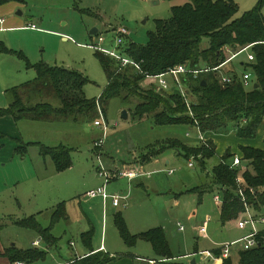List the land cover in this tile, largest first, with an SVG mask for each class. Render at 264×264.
<instances>
[{
	"label": "rangeland",
	"instance_id": "obj_1",
	"mask_svg": "<svg viewBox=\"0 0 264 264\" xmlns=\"http://www.w3.org/2000/svg\"><path fill=\"white\" fill-rule=\"evenodd\" d=\"M234 1L239 6L237 18L252 10L260 2V0ZM187 2L188 0H26L23 4L26 5V9L20 10L23 17L19 18L22 19L24 26L34 24L35 29L2 34L0 40L8 48L22 51L32 64L44 63L83 73L89 79L84 87V93L88 99L96 101L102 96L109 79L97 57V52L100 51L91 49L90 46H97L99 38L103 36L105 41L101 44L102 47L115 49L117 47L115 32L125 27L129 31V38L125 39L126 44L120 47V51L125 58L136 62L125 53L127 44L147 45L150 33L156 31V21L169 20L172 17V8L183 6ZM94 28L98 29L97 35H91ZM207 46L208 41L204 40L202 48L205 49ZM237 51L230 46L221 50L225 61ZM250 54V50L240 54L235 60L223 66L219 75L227 74L232 78L237 75L242 78L245 73H249L243 63H250L248 60ZM180 65L191 66V63ZM200 66L202 67L199 69H205L209 68L210 64L201 61ZM0 68V94L5 100L8 99L7 89L32 80L36 76L34 69H28L25 62L16 56L0 58ZM120 68H123L122 64ZM136 71L141 73L139 69ZM147 76L142 82V87L144 89L153 87L160 92L159 85ZM133 109L134 104L131 102L120 98L112 99L107 106L106 114L98 113L97 117L98 120L105 119L109 128L106 132L103 128L95 126L97 119L80 125L72 122L23 123L27 126L32 124L29 132L32 131L36 135L34 137L44 140L46 145L57 147L62 144L68 147L72 160V167L57 172L51 158L43 160L37 147L22 143L19 149L30 150L31 158L35 159L40 167V162H43V167L40 168L42 178L33 185L37 188L36 192L27 201L22 200L21 211L26 213L23 217L43 211L37 215L38 221L43 227H49L51 218L49 210L64 202L69 218L61 220L54 227L52 234L56 238L55 243L48 244L49 242L35 231L17 226L6 229L5 237H12L13 243L23 249H28L34 237L41 244L37 248L48 251L46 264L70 261L75 252L85 250L82 236L88 233L92 234L91 246L95 250L101 243L105 244L103 240L105 236L108 250L127 249L144 259L147 258V261L158 260L147 241L138 240L131 249L126 247L115 222V216L122 213L133 234L152 228H162L168 235L171 252L176 257L173 263L192 264L195 261L196 264H212L209 260L204 262L199 255L249 235L252 232L250 226L246 230H240L236 226L245 213H240L238 218L233 220L234 223L224 224L221 221L220 208L214 201L221 188L213 183V169L220 162L219 155L226 151L231 153L233 157L229 163H232L234 157L241 155L242 158L240 145L248 141L238 138L237 130L233 128L203 133L205 137L206 134L214 136L210 140L214 142L217 154L202 166L197 159H187L183 152H179L173 146L175 140L191 146L202 145L196 129L181 125L159 126L153 119L139 120L134 118ZM124 112L128 114L127 119L123 116ZM261 128H264V125ZM261 128L256 138L251 139L254 147H249L257 149L258 146L259 149H264V132ZM187 132L190 133L188 137ZM104 137V144L97 146L96 144ZM158 156L160 157L157 160L149 163ZM99 159L111 172L131 171L137 169L136 167L140 169L142 166L136 164L139 162L141 165L144 164L140 177L133 181L126 178L113 179L114 181L112 180L106 187V193L110 196H127L128 207L114 208L109 201L104 208L102 197L95 199L88 197L89 191L97 190L98 187L103 188L105 183L98 175ZM135 159L139 162H134ZM246 167L247 163L244 162L238 176H242ZM170 170L174 173L169 174ZM248 208L252 217L264 216V206L259 211H254L249 205ZM208 218L210 222L207 226V238H202L200 229ZM179 225H183L185 230L180 231ZM256 226L259 231H264L263 224L257 223ZM243 245L244 243H239L232 247L230 255L233 264H240L239 252L243 250ZM100 253L108 256L107 253ZM195 253L198 255L194 256ZM80 260L82 259H77L71 264Z\"/></svg>",
	"mask_w": 264,
	"mask_h": 264
},
{
	"label": "trees",
	"instance_id": "obj_2",
	"mask_svg": "<svg viewBox=\"0 0 264 264\" xmlns=\"http://www.w3.org/2000/svg\"><path fill=\"white\" fill-rule=\"evenodd\" d=\"M11 2L25 4L26 0H0V6ZM263 8L264 0H260L252 10L237 18L239 6L234 0H188L183 6L173 7L169 20L156 21V31L150 33L147 45L128 43V48L125 47V53L140 64L141 73L131 65L121 69L117 60L97 52L109 81L96 101L88 99L84 93L89 79L83 73L44 63L31 65L23 53L3 47L4 52L21 58L27 68L34 69L36 78L7 90L10 105L0 108V118L11 116L15 121L80 125L98 120L100 113L106 114L110 101L120 98L134 104L133 116L139 120L153 119L159 126H187L199 134L233 128L237 130L238 138L255 139L264 125ZM204 40L208 41L205 49L202 48ZM229 46L238 51L251 46L254 61L243 65L252 74L253 85L249 89L244 86L243 77L237 75L231 84L222 88L217 70L203 73L197 79L190 77L184 85L187 99L157 92L153 87H142L147 75H160L171 67L188 62L192 68L202 67V61L210 64V69H215L225 61L221 50ZM201 142L202 145L191 146L175 140L173 146L187 159L195 158L204 166L217 153L213 141ZM27 145L37 147L42 157L51 158L57 172L72 167L70 149L62 144L57 147L38 142ZM240 151L242 163H247L242 174L245 199L250 208L259 211L264 206V149L242 146ZM17 153L24 156L26 151L18 148ZM232 157L226 152L213 169V183L221 188L223 197L220 214L224 224L237 219L246 210L237 183L240 167H232L234 160L229 163ZM64 219H67V210L63 202L53 209L49 227H43L37 215L13 222L23 229L35 231L50 244L56 242L52 234L54 227ZM115 222L127 246L133 247L138 240H144L151 244L160 259H173L169 240L162 228L133 235L120 213ZM82 237L87 247H91L92 234H83ZM257 239L256 248L239 252L240 264H264V231H260ZM214 253L221 256L220 250L216 249ZM46 254L39 249L19 250L16 247L7 251L12 263H34L44 260ZM118 258L98 252L75 264H109ZM222 264H233L231 256L223 259Z\"/></svg>",
	"mask_w": 264,
	"mask_h": 264
},
{
	"label": "crops",
	"instance_id": "obj_3",
	"mask_svg": "<svg viewBox=\"0 0 264 264\" xmlns=\"http://www.w3.org/2000/svg\"><path fill=\"white\" fill-rule=\"evenodd\" d=\"M24 9H26V5L16 3V2H11V3L5 4L3 6H0V19H4V23L0 24V37L2 34L17 32V31L22 30V29H33V28H31V26H35L34 24H30L28 27H26L23 25L22 19L19 18L20 16L23 17V13L20 10L23 11ZM3 47H5L6 49H9V50L17 51V50L8 48L0 40V58L5 59V57H14L15 56V55L8 54V53L4 52L2 49ZM17 52H19V51H17ZM20 52L22 53V51H20ZM27 59H28V57H27ZM20 60H22V59L20 58ZM29 63H30V61H29ZM30 64L36 65L38 63H36V64L30 63ZM26 67H27V65H26ZM28 69H32V68H28ZM35 74H36V71H35ZM35 78H36V76H35ZM0 80H1V68H0ZM29 81H31V80H29ZM26 82H28V81H26ZM26 82H23V83H26ZM23 83H21V84H23ZM21 84H19V85H21ZM16 86H18V85H15L13 87H16ZM13 87H11V88H13ZM11 88H9V89H11ZM9 89H7V90H9ZM7 90H6V95L8 98L7 100H5L4 97H2V95L0 94V108H7L10 105V99L8 97ZM26 121H29V120L15 121L14 118H12L11 116H6V117L0 118V264H46L47 256H48V251L42 250V251L47 253L46 258L44 260H39V261H36L34 263H26V262L24 263V262H18V261L15 263H12L7 256V251L13 247H16L19 250H29V249H38L37 247L41 246V244H39L38 246H35L34 243L39 242V241H37L36 239H34V237H32V239L30 241L31 244L29 245L28 249L18 248L15 245V243H13L12 237H10V236L5 237V235H4L5 230L6 229L8 230L10 228V226H17L13 222V220H19V219L27 218V217H23V214H26V213H23L21 211V208L23 206L22 200L27 201L28 198H30L36 192L37 188L33 185L35 184V182L39 178H42V172H41L40 168L43 167V162H40V165H41V167H40L39 164H37L35 162V159L31 158V156L29 154L30 150L26 151L24 156L19 155L17 153V149L22 145V143L27 144V143H33V142H38V143L42 142V144L45 143L44 145H46V142L44 140H41V138H39V137H34L36 135L32 131L29 132V128L32 127L31 126L32 124H30V126H27V124H23V123H26ZM34 122H36V121H31L28 123H34ZM37 123H53V122H37ZM54 123H65V122H54ZM33 125H35V124H33ZM261 130L264 132V128H261ZM187 134H188V136L190 135L189 132H187ZM187 134H186V136H187ZM201 135L203 137V140H205V141L210 140L211 138L213 139V137H214L212 134H206V137L203 134H201ZM200 138H201V136L199 134V139ZM243 140L248 141V142L246 144L240 145V146H243V147L253 146V143H251L253 140H251V141L246 140V139H243ZM263 140H264V138H263ZM200 141H202V140L200 139ZM262 143H263V141H262ZM46 146H48V145H46ZM49 147H53V146H49ZM257 148H260V147L257 146ZM226 152L221 153L219 155L220 158L223 157V155ZM39 156L43 160L46 159V158L42 157L40 154H39ZM240 156H238V157H240ZM159 157L160 156H158L155 159L150 160L149 163L154 161V160H157ZM134 162H139V160L135 159ZM44 163L46 165V161ZM167 163H170V161H167ZM136 165L143 167L144 164L141 165L139 162ZM142 167L140 168L141 171L144 170ZM136 168L139 169L138 167H136ZM171 172H173V170H170L169 174H171ZM99 188H101V187H98L97 189H99ZM219 194L222 195L221 192ZM60 203H63V202H60ZM60 203H58V204H60ZM103 205L105 208L106 204L104 203V201H103ZM56 206L52 207V209L49 211H51V213H52L53 209ZM112 206H113V204H112ZM30 208L32 209V207H30ZM114 208H119V207H114ZM66 210H67V206H66ZM42 212L43 211H41V212L37 211L36 213H33L31 216L42 214ZM120 214L122 215V213H120ZM220 216H221V214H220ZM67 218H69L68 212H67ZM115 219H116V216H115ZM50 222H51V218H50ZM230 222L234 223V221H230ZM236 226H237V224H236ZM17 227H19V226H17ZM152 229H155V228H152ZM246 229H244V230H246ZM149 230H151V229H149ZM149 230H147V231H149ZM147 231H144V232H147ZM180 231H182V230H180ZM144 232H140L137 234L132 233V234L133 235H139V234L144 233ZM166 236L168 238L167 234H166ZM202 238H207V237H202ZM106 239H107V237L104 236L103 240H105V244L102 245V243H101V246L99 248H97L96 250L92 246L87 247V245L85 244L84 245L85 250L75 252L74 257H72L70 259V261L61 262L58 264H71L73 261H75L77 259H84V258H86L92 254L98 253V252L107 253V255L111 256V257H116V256L119 257L118 259H116L115 261H113L109 264H166V263H173L176 260L175 259L176 257L173 254H172L173 259L167 260V259H160L159 257H157L158 260L149 259L147 261L146 260L147 258L144 259L143 257H141L140 255H138L136 253L129 252L127 249L126 250H124V249L108 250L106 247ZM126 247H128V249L132 248V247H129L127 245H126ZM214 250H216V249H214ZM214 250L204 251V252H209L210 254L209 255L208 254H206V255L201 254L199 256L202 257L204 262H208V260H209V261H211L212 264H222L223 259H219V257L214 253ZM110 252H114V253L112 254ZM154 254H155V256H157L155 251H154ZM196 255H198V253L194 254V256H196ZM192 264H196V262L193 261Z\"/></svg>",
	"mask_w": 264,
	"mask_h": 264
},
{
	"label": "built area",
	"instance_id": "obj_4",
	"mask_svg": "<svg viewBox=\"0 0 264 264\" xmlns=\"http://www.w3.org/2000/svg\"><path fill=\"white\" fill-rule=\"evenodd\" d=\"M4 23V19H0V24ZM31 28L35 29V26H31ZM117 34L116 37V48L113 50H109L107 48H103L102 47V43H104V38L103 36H101L99 38V43L97 46H90L91 49H94L96 51H100L102 53H104L107 56H110L111 58H114L115 60H117L120 64H122L123 67H127L129 65H133L135 68L141 70L140 65L136 62H133L131 60H129L128 58H125L122 55V52L120 51V47H123L126 43L125 39L129 38V31L127 28L122 27L120 28L117 32H115ZM251 46L246 47L242 50L237 51L236 53H233L231 55V57L228 58V60H226L221 66H219L218 68L215 69H210V68H206V69H199V68H192L190 66H186V65H178L175 68H171L168 71H166L165 73H162L160 75H156V76H147L148 79L153 80L154 82H156L159 86V89H161V91L163 92H168V94L170 95H180L182 98L187 99V93L185 91L184 85L187 82V80L192 77L194 79H197L201 74L203 73H207L210 71H220L222 69L223 66L227 65L228 63L232 62L233 60H235L240 54H242L245 51L250 50ZM251 51V50H250ZM248 60L249 62H253L254 61V55L251 54L248 56ZM244 65V63H243ZM233 82V78L230 77L227 74H221L220 75V83L222 86H227L228 84H231ZM243 84L244 86L249 89L250 87H252L253 85V81H252V74L249 73H245L243 75ZM101 115H103L102 113H100ZM105 119H99L98 121L95 122V126L99 127V128H103V131L106 132L109 128L107 126V123H105L104 121ZM188 136V134H187ZM201 136V140L206 142L205 140H203L202 135ZM104 140L105 137L103 138V140L99 143H97V146L102 145V143L104 144ZM243 165L242 163V158L241 157H235L232 167L234 168H239ZM190 166H192V164H190ZM142 171L139 169H132L131 171H115V172H111L109 170H107L104 166V164H102L101 160L99 159V165H98V175L99 177L103 178L105 181L103 188H99L97 190H92L88 193V197L95 199L97 197H102L103 201L105 204H107L109 201H111V203L113 204L114 207H128L127 204V200L128 197L127 196H119V195H113L110 196L106 193V187L107 185L113 180V179H119V178H127L129 180H133L136 179L138 177H140ZM173 172H171L172 174ZM237 183L239 186V195L240 197L243 199V202L245 203V207L247 208V210L244 212L245 214L243 215V217L241 219H239V221L236 223L237 227L241 230H244L246 228H248L249 226L252 229V232L245 236L243 239L233 242L231 244H225L224 246L218 248L217 250H220L221 252V256L219 257V259H225L230 257V253H231V249L232 247L238 245L239 243H244L243 245V250H251L257 247V245L259 244L258 242V234L260 233V231L257 229L256 224L260 223L264 225V216L260 217V218H255L252 217L250 214V209L248 208V204L246 202L245 199V195L243 192V188L242 185L244 183V179L242 176H238L237 178ZM215 204L216 206H218L220 209L223 205V197L221 194H219L218 196H216L214 198ZM248 217L247 219L245 217ZM210 222V219L207 220V222L205 223V225L200 229V236L201 237H207V226L208 223ZM179 229L180 230H184V226L183 225H179ZM40 244V242H35V246H38ZM206 254H210L209 252H203L202 255H206Z\"/></svg>",
	"mask_w": 264,
	"mask_h": 264
},
{
	"label": "water",
	"instance_id": "obj_5",
	"mask_svg": "<svg viewBox=\"0 0 264 264\" xmlns=\"http://www.w3.org/2000/svg\"><path fill=\"white\" fill-rule=\"evenodd\" d=\"M21 14V13H20ZM98 34V29L97 28H94L92 31H91V35H97ZM206 83L203 82V86H205ZM255 88H258V85H255ZM124 118L127 119L128 118V114L127 112H124Z\"/></svg>",
	"mask_w": 264,
	"mask_h": 264
}]
</instances>
